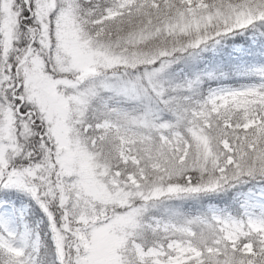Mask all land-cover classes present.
Instances as JSON below:
<instances>
[{
  "label": "snow or ice",
  "instance_id": "obj_1",
  "mask_svg": "<svg viewBox=\"0 0 264 264\" xmlns=\"http://www.w3.org/2000/svg\"><path fill=\"white\" fill-rule=\"evenodd\" d=\"M0 264H264V0H0Z\"/></svg>",
  "mask_w": 264,
  "mask_h": 264
}]
</instances>
